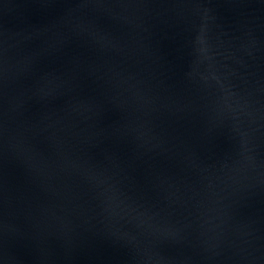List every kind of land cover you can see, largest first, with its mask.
<instances>
[{"label": "water", "instance_id": "obj_1", "mask_svg": "<svg viewBox=\"0 0 264 264\" xmlns=\"http://www.w3.org/2000/svg\"><path fill=\"white\" fill-rule=\"evenodd\" d=\"M0 264H264V0H0Z\"/></svg>", "mask_w": 264, "mask_h": 264}]
</instances>
